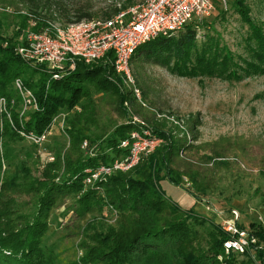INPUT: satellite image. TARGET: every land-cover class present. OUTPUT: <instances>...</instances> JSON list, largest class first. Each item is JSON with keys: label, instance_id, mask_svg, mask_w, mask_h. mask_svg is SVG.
Returning a JSON list of instances; mask_svg holds the SVG:
<instances>
[{"label": "trees", "instance_id": "obj_1", "mask_svg": "<svg viewBox=\"0 0 264 264\" xmlns=\"http://www.w3.org/2000/svg\"><path fill=\"white\" fill-rule=\"evenodd\" d=\"M6 1L4 5H25L27 14L22 17L35 20L37 31L56 16L66 24L108 18L120 10L113 5L94 11L80 0L61 9L55 0ZM216 1L212 0L217 12L211 20L191 19L179 30L140 44L130 59L134 76L133 64L141 61L184 77L231 82L264 75V19L252 17L245 0H232L230 7L245 25L242 53L234 52L215 28L227 13ZM199 29L204 31L201 39ZM1 30L0 97L14 102L9 107L11 122L0 115V264H264V226L259 221H237L255 242L243 252H226L223 242L230 235L221 223L192 207L181 208L160 186L168 180L196 201L207 202L221 173L233 161L239 163L237 151L264 176V150L237 137L196 143L190 124L183 129L175 125L179 134L160 129L155 111L161 113V107L148 99L145 87L141 94L148 104L143 106L121 83L111 53L89 63L76 60L73 69L64 65L49 72L17 53L20 29L9 36ZM16 77L36 100V107L22 114L13 86ZM61 112L63 141L53 136L51 144L41 147L20 134L44 133ZM133 114L142 122H133ZM143 126L162 142L133 168L85 185L84 169L124 156L120 140ZM84 140L93 148L92 155L81 147ZM52 223L61 229L55 236Z\"/></svg>", "mask_w": 264, "mask_h": 264}, {"label": "rangeland", "instance_id": "obj_2", "mask_svg": "<svg viewBox=\"0 0 264 264\" xmlns=\"http://www.w3.org/2000/svg\"><path fill=\"white\" fill-rule=\"evenodd\" d=\"M55 1L61 9L70 7L77 0ZM142 1L80 0V2L90 4L94 11L107 9L113 5L120 10L126 9ZM245 1L251 7L252 17L264 19V4H259L258 0ZM7 2L0 0V28L2 33L8 36L12 35L14 30H21L22 34L18 36L16 49L24 45L26 32L34 31L35 26L32 27L30 19L25 21L22 17L27 14L25 5L19 3L12 6L4 5ZM216 3L223 5L227 13L224 20L215 22V28L220 32L222 41L232 51L242 53L240 34L244 31L245 25L230 7L232 0H217ZM122 5L124 8H121ZM53 11L56 10L52 6ZM216 12L217 10L214 9L207 20H211ZM53 15L56 16V13ZM57 17L52 21L64 24L62 19H57ZM203 33V29H199L197 38L201 39ZM133 65H135L133 69L136 77L132 74L145 106L148 101L142 99V87L147 89L148 99L161 107V113L172 115L175 120L179 121L180 128L183 129L186 124H190L191 128L194 126L191 134L195 136L196 143L213 141L219 137H237L264 150V75H250L239 81L230 82L218 78L180 76L152 61H141ZM135 116L140 119L139 116ZM1 119L7 120L3 114ZM155 123L166 132L179 134L175 128L177 124L172 121L157 118ZM58 124V120L53 123L50 134L41 147L45 143L51 144L53 136L54 139L63 141ZM240 155L243 156L237 151L236 156H238L239 163L233 161L231 167L221 173L222 177L218 181V186L206 195L207 202L196 201L188 190L168 180H162L160 186L166 196L183 209L192 207L203 214H211L213 210L223 211L232 207L240 213L239 221L247 224L249 220H257L264 226V176L257 172L258 166L251 165L247 158ZM206 205L213 210L206 211ZM221 217H227V213L223 216L216 215L214 219L218 222ZM50 226L53 236L61 230L55 228V223Z\"/></svg>", "mask_w": 264, "mask_h": 264}, {"label": "built area", "instance_id": "obj_3", "mask_svg": "<svg viewBox=\"0 0 264 264\" xmlns=\"http://www.w3.org/2000/svg\"><path fill=\"white\" fill-rule=\"evenodd\" d=\"M213 10L212 0H143L141 3L119 10L108 18L83 19L66 24L49 22L46 29L27 31L24 45L18 46L16 51L28 62L34 65H44L49 72L61 69L64 65L73 69L76 60L89 63L111 53L115 74L119 76L121 83L127 86L135 98L145 106L130 65L134 50L140 44L158 35L179 30L191 19L199 20L209 16ZM30 24L33 27L36 21L30 19ZM52 76L57 77V74L53 73ZM13 86L21 98L20 114L28 107H36L33 93L19 77L14 79ZM13 102V99L8 101L5 97H0V113L6 116L9 122H11L9 107ZM155 114L158 119L164 118L180 125L172 115L157 111ZM64 117L65 113L63 112L57 114L53 118L50 128L42 134L37 135L24 131H20V134L28 141L41 146L50 134V129L56 120L59 123V130L63 131ZM131 120L137 123L142 122L135 115H132ZM161 142L162 139L152 134L150 129L145 126L133 129L126 138L119 142V147L126 150L125 155L108 163L85 168L84 184L93 185L116 171L124 172L133 168ZM81 147L86 149L90 155L94 153L93 148H88L86 140L82 141ZM47 159L52 160L53 156L47 154ZM183 179L185 185L190 186L187 179L185 177ZM205 209L213 210L209 209L208 205L205 206ZM213 211L218 216L227 213V217H221L219 221L223 231L230 235L223 242L226 252L229 250L243 252L250 243L255 242L253 235L237 226V221L240 219L237 209L232 208L229 212Z\"/></svg>", "mask_w": 264, "mask_h": 264}, {"label": "crops", "instance_id": "obj_4", "mask_svg": "<svg viewBox=\"0 0 264 264\" xmlns=\"http://www.w3.org/2000/svg\"><path fill=\"white\" fill-rule=\"evenodd\" d=\"M207 211V210H206ZM212 211V210H211ZM205 212V211H204ZM205 215H207V216H209V217H211V218H213L214 219V217H216V214H215V212L213 211L211 214H209V213H207V214H205ZM219 222V221H218Z\"/></svg>", "mask_w": 264, "mask_h": 264}]
</instances>
